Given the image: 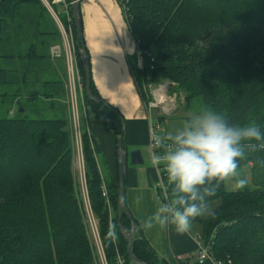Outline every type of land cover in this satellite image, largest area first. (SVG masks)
I'll return each instance as SVG.
<instances>
[{"label":"trees","instance_id":"obj_1","mask_svg":"<svg viewBox=\"0 0 264 264\" xmlns=\"http://www.w3.org/2000/svg\"><path fill=\"white\" fill-rule=\"evenodd\" d=\"M124 1L128 27L141 57L133 78L144 103L143 85L167 81L186 97L188 106L200 98L202 107L222 111L230 122L252 121L264 131V0ZM71 29L74 36L72 21ZM199 35H206L207 42ZM59 42L56 25L39 0L0 1V193L6 200L0 204V214L7 216L6 223L0 217V264H96L69 170L73 148L66 94L64 82L60 85L54 79L53 65L62 59H53L49 53ZM75 49L84 86L76 43ZM147 55L153 57L152 63ZM90 91L99 97L91 79ZM40 99L59 109L49 117L27 116V105L35 107ZM84 100L100 110L99 119L117 142L122 133L119 113L86 96ZM155 118L159 121L164 116ZM82 126L86 192L98 219L106 264H118L117 256L131 264L116 225L117 175L108 190L113 208L108 212L101 194L104 183L96 158L98 147L84 122ZM257 158L249 156L238 167L248 165L253 189L227 192L220 182L209 198V203L219 201L212 208L214 215L191 222L200 226L205 241L213 236L210 251L220 264L264 261V167L256 164ZM7 162L17 163L18 169L10 171ZM10 218L13 229L9 232ZM40 218L49 220L42 229ZM120 222L130 229L125 216ZM25 223L32 226L31 237L16 232ZM132 237V253L138 260L165 264L138 225Z\"/></svg>","mask_w":264,"mask_h":264},{"label":"crops","instance_id":"obj_2","mask_svg":"<svg viewBox=\"0 0 264 264\" xmlns=\"http://www.w3.org/2000/svg\"><path fill=\"white\" fill-rule=\"evenodd\" d=\"M79 10L90 79L99 98L123 118L126 147L131 151L138 150L149 143V124L145 103L133 78V70L141 67V57L125 12L116 0H80ZM62 61L53 64L54 79L60 85L66 78ZM99 111L93 104L85 103L81 114L89 136L98 147L97 161L113 178L117 175L116 141L99 119ZM143 163L127 165L124 194L126 207L141 235L158 260L165 264H199L196 254L206 242L201 237L199 225H191L183 234L176 233L171 226L141 227L142 221L155 211L158 198L153 190L155 170ZM205 263L213 264L210 260Z\"/></svg>","mask_w":264,"mask_h":264},{"label":"clouds","instance_id":"obj_3","mask_svg":"<svg viewBox=\"0 0 264 264\" xmlns=\"http://www.w3.org/2000/svg\"><path fill=\"white\" fill-rule=\"evenodd\" d=\"M150 166L166 179L163 200L157 198L151 216L141 227L171 226L186 233L193 219L214 215L209 198L220 182L232 181L233 189L247 183L238 171L239 162L257 156L264 167V131L255 122H230L222 112L202 107L187 116L178 127L152 137Z\"/></svg>","mask_w":264,"mask_h":264},{"label":"rangeland","instance_id":"obj_4","mask_svg":"<svg viewBox=\"0 0 264 264\" xmlns=\"http://www.w3.org/2000/svg\"><path fill=\"white\" fill-rule=\"evenodd\" d=\"M123 6H124V11H125V1L124 0H123ZM57 9L59 10L60 7H57ZM198 37H201V39L204 41V43H205V41L207 42V40H208L206 35H203V37L201 35H199ZM205 39H207V40H205ZM259 60H260V56L258 57V59H255L254 62L258 63ZM157 86H152V91L154 90L153 89L154 87H156L158 89L159 86L158 87ZM160 87H162L163 90H166L165 94L167 97H170V99H168L164 105L160 104L157 106V108L153 109V112L156 113L157 117L158 116H164L163 119L157 121L154 114L152 113V119H153L152 124L157 125V129L152 132L153 135L155 133H160L163 131L172 130V129L178 127L180 125V123L187 116L192 114L194 111H197L200 108H202V103H201L200 98L195 99L193 101V103L190 106H188V103L186 102V100H187L186 97L184 98V96L178 95L179 93L176 92V90L174 89V87L171 84L164 82L163 84H160ZM181 94H183V93H181ZM11 95H14V94H11ZM25 98H26V96H25ZM183 98H184V101H183ZM62 102H64V98L62 99ZM49 103L50 102H48V101L43 102L40 99L39 101L35 102V104H36L35 107L34 106L29 107V105H27L26 115L31 117V118H34V119H38L41 117L42 118L49 117L50 116L49 113H54V112H56V109H59V105L55 104L54 106H50ZM41 110H43L44 112H40ZM79 113H80L79 116H80V128H81L80 140L82 141V134H83V128H84V126H82V124L84 122L82 114H81L82 113V105L80 106ZM148 130H149V140H150V129H149V127H148ZM73 133H74V130L72 129V132H70V137H72L71 138V145L73 148V157H72V160L70 163L69 170H70V175L74 181V194H76L77 206H78L79 212L82 216V219H83V222H84V225L86 228V239L89 243L90 251L93 254V257L95 259L96 264H103L104 263V254H103L102 246H101L102 244H101V239H100V234H99L98 219L94 215V212L92 211V208L90 207L87 192H86L84 167L81 166L79 163V156L82 153V144L80 141V147L77 148ZM126 149L129 153L132 152L127 147H126ZM138 151L140 152V154L144 160L143 165L145 164V166H150V158H151V154L154 151V149L152 150L150 144L148 143L147 145L142 146L140 149H138ZM128 166H129V162H128ZM247 166L248 165L243 166L242 168L238 169V171L242 177L247 178L248 183L241 189H233L232 181L229 179H225L223 181V187L227 192H234L237 190L242 191L245 188L253 189L252 184H251L250 172H249V169ZM6 167H9L10 171H15V168L18 169L19 166H17V163H8L7 162ZM99 167H100V171H101V175H102V180H103V183L105 185L106 192L108 195V190H109V187L111 186V183H112L111 179L114 180L116 178V175H114V177L111 178L107 174L103 165L100 162H99ZM153 170H155V169H153ZM155 174H156V179L154 181L153 190L156 193L157 188H159L160 194H159L158 198L160 199L162 197V194H161L158 175H157L156 171H155ZM0 175H1V172H0ZM115 182H116V180H115ZM155 193H154V195H155ZM108 197H109V195H108ZM3 198L4 197H2V195L0 193V204H4L6 202V200ZM108 200H109V198H108ZM108 203H109L108 212H112L113 208H112V206H110V204H111L110 200ZM218 203H219L218 200H214V201L210 202L209 204H210V207L213 208ZM0 217H2L4 219L5 223L7 222V216L6 215L0 214ZM12 219L13 218H10V222L8 223L10 225V226H8L9 232L13 229L12 228V224H13ZM0 222H2V221H0ZM48 223H49V220H45L43 218H40V220L38 221V225L41 227V229L46 227ZM191 225H193V224H191ZM31 230H33L32 226H29L28 224L25 223V225H23L21 228L16 229V232L20 235L24 234V236L31 237L33 235ZM3 231H4V229H3ZM13 233H14V231H13ZM203 236L204 235L201 234L202 239L204 238ZM263 247H264V245H263ZM262 264H264V261H262Z\"/></svg>","mask_w":264,"mask_h":264},{"label":"built area","instance_id":"obj_5","mask_svg":"<svg viewBox=\"0 0 264 264\" xmlns=\"http://www.w3.org/2000/svg\"><path fill=\"white\" fill-rule=\"evenodd\" d=\"M1 1V0H0ZM122 6H123V0H116ZM40 4L46 9L50 17L52 18L53 22L56 25V28L60 35V42L50 48V56L53 59H62L65 64V71H66V78L64 82V88H65V94L66 99L65 103L67 106L68 116H69V123H70V129L72 132V129L74 130V138L77 145V148L80 147V106L82 105V108L85 104L84 100V86L82 84L81 75L78 68L77 63V57H76V49H75V41L74 36L71 29V12H70V3L68 0H39ZM57 7H60L58 10ZM125 12V11H124ZM147 58L150 63L154 61L153 57L150 55H147ZM150 69H153L152 66H150ZM168 83V82H166ZM170 84V83H169ZM159 86V87H158ZM158 89L154 87L152 91V86L148 85L142 86L141 91L144 93L146 97L145 102V109L148 114V124L150 129V140L149 144L152 148V132L157 129L156 124L153 123L152 119V113L154 116H156V113L153 112V109L157 108L160 104H165V102L170 99V97H167L165 92L166 90H163L160 85H158ZM162 105V106H163ZM73 127V128H72ZM86 128V126H85ZM87 131V130H86ZM89 135V134H88ZM79 155V154H78ZM79 163L81 166H83V158L82 153L79 156ZM158 180H159V186L161 190L162 197H165V181L163 179V174H158ZM159 191V188H157ZM101 194L102 197L105 199L106 206H109V200L108 195L106 192L105 185L102 184L101 186ZM212 238L213 236L208 239V241L205 242V245L198 248L196 259L199 264H203L205 261L210 260L213 262V264H220L219 262H216L211 255V245H212ZM117 263L118 264H125L124 260L117 256ZM106 264L105 258L104 263Z\"/></svg>","mask_w":264,"mask_h":264},{"label":"water","instance_id":"obj_6","mask_svg":"<svg viewBox=\"0 0 264 264\" xmlns=\"http://www.w3.org/2000/svg\"><path fill=\"white\" fill-rule=\"evenodd\" d=\"M70 3V12H71V19L73 22L74 27V36H75V43L76 47L78 48V54L80 58L81 67L84 73V94L86 98L101 107H105L115 114H117L111 106L105 103L101 98L95 97L92 95L90 91V69H89V60L84 46V40L82 35L81 29V21H80V0H68ZM120 122L122 133L117 138L116 142V156H117V200H116V214H117V228L121 237L125 240V254L127 256L128 261L131 264H145L144 262L138 260L132 253V245H133V233L137 230V224L135 223L134 219L128 208L126 207L124 201V194H125V176L128 161L130 165H141L143 163L142 156L138 150H134L132 152H128L126 149V145H123V136L126 133V126L124 120L121 116L117 115ZM125 216L126 219L130 223V229H125L121 225V218Z\"/></svg>","mask_w":264,"mask_h":264}]
</instances>
